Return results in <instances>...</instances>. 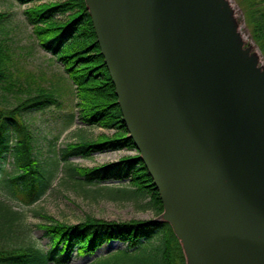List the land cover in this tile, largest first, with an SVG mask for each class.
<instances>
[{"label":"water","instance_id":"obj_1","mask_svg":"<svg viewBox=\"0 0 264 264\" xmlns=\"http://www.w3.org/2000/svg\"><path fill=\"white\" fill-rule=\"evenodd\" d=\"M223 2L85 0L186 261L264 264V68L236 46Z\"/></svg>","mask_w":264,"mask_h":264},{"label":"trees","instance_id":"obj_2","mask_svg":"<svg viewBox=\"0 0 264 264\" xmlns=\"http://www.w3.org/2000/svg\"><path fill=\"white\" fill-rule=\"evenodd\" d=\"M26 6V21L37 44L59 60L75 85L76 119L86 126L113 129L112 136L81 137L66 143L49 160L34 153V134L24 116L28 112L59 107L61 100L51 87L40 84L13 56L10 42L0 37V187L8 199L23 205L38 201L50 188L59 164L80 177V184L123 182L106 188V195L134 199L146 194L156 215L163 212L157 188L138 156L83 167L71 157L90 158L95 153L123 148L135 150L121 121L114 85L104 63L85 0H16ZM249 35L264 60V0H237ZM5 15L0 13V24ZM253 47L251 48V51ZM253 53V51H252ZM11 157L12 172L4 168ZM37 228L47 239L46 248L28 235L21 211L0 199V264H69L74 255L92 256L109 242L126 247L88 264H186L182 246L170 224L156 218L145 220H102L85 215L77 223L58 221L44 212Z\"/></svg>","mask_w":264,"mask_h":264},{"label":"rangeland","instance_id":"obj_3","mask_svg":"<svg viewBox=\"0 0 264 264\" xmlns=\"http://www.w3.org/2000/svg\"><path fill=\"white\" fill-rule=\"evenodd\" d=\"M223 3L225 22L235 26L236 46L238 47L240 43L242 47L254 46L237 0H224ZM25 7L16 0H0V13L5 15L0 24V37L9 40L12 54L20 61L24 70L32 74L40 84L54 89L61 100L59 107L25 114L24 118L34 134V153L41 160H49L54 154L59 153L66 143L76 142L81 137L95 139L103 134L112 136L113 129L86 126L76 119L75 85L63 69L62 63L37 44L32 27L23 14ZM231 47L232 50L236 48L233 40ZM254 51L259 64L264 67L262 56L256 48ZM135 154L134 149L123 148L95 153L90 158L71 157L69 162L83 167H93ZM11 161V157H8L4 165L7 172L13 170ZM79 181L80 177L77 174L65 168L64 163H60L50 188L35 203L27 206L14 199H8L7 193L1 187L0 199L7 200L21 211L22 220L28 227L29 238L42 248H46L47 239L43 236L42 230L37 228L38 224L45 223L38 216V212H44L55 220L67 223H77L85 215L114 221L161 218L162 214L156 215L155 208L146 194L134 199H115L106 195V188L123 187L127 184L126 181H108L94 185L80 184ZM125 247L123 243L113 241L104 244L93 256L74 255L69 264H88L93 259Z\"/></svg>","mask_w":264,"mask_h":264}]
</instances>
